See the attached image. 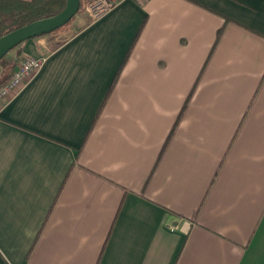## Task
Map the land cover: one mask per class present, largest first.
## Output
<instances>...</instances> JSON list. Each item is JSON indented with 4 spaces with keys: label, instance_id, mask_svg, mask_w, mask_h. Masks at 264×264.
Wrapping results in <instances>:
<instances>
[{
    "label": "crops",
    "instance_id": "0c3cea01",
    "mask_svg": "<svg viewBox=\"0 0 264 264\" xmlns=\"http://www.w3.org/2000/svg\"><path fill=\"white\" fill-rule=\"evenodd\" d=\"M84 20L7 55L0 264H264V0Z\"/></svg>",
    "mask_w": 264,
    "mask_h": 264
},
{
    "label": "trees",
    "instance_id": "16d2710c",
    "mask_svg": "<svg viewBox=\"0 0 264 264\" xmlns=\"http://www.w3.org/2000/svg\"><path fill=\"white\" fill-rule=\"evenodd\" d=\"M88 1L80 0V8ZM65 3L66 0H0V37L34 21L58 14L65 7ZM63 42H54L52 49H56ZM19 54L20 52L17 56ZM7 55L8 53L0 60V84L12 74L18 61L17 56L15 57L16 60L13 61L9 60Z\"/></svg>",
    "mask_w": 264,
    "mask_h": 264
},
{
    "label": "water",
    "instance_id": "95a60500",
    "mask_svg": "<svg viewBox=\"0 0 264 264\" xmlns=\"http://www.w3.org/2000/svg\"><path fill=\"white\" fill-rule=\"evenodd\" d=\"M80 0H66L58 14L34 21L0 37V60L11 50L32 38L47 35L64 27L78 13Z\"/></svg>",
    "mask_w": 264,
    "mask_h": 264
},
{
    "label": "built area",
    "instance_id": "2783aa9c",
    "mask_svg": "<svg viewBox=\"0 0 264 264\" xmlns=\"http://www.w3.org/2000/svg\"><path fill=\"white\" fill-rule=\"evenodd\" d=\"M123 0H91L86 5V13L90 20L96 21ZM43 58H27L20 61L10 77L0 84V106L16 94L25 83L40 69Z\"/></svg>",
    "mask_w": 264,
    "mask_h": 264
},
{
    "label": "rangeland",
    "instance_id": "374dc122",
    "mask_svg": "<svg viewBox=\"0 0 264 264\" xmlns=\"http://www.w3.org/2000/svg\"><path fill=\"white\" fill-rule=\"evenodd\" d=\"M89 1H91V0H89ZM87 3L86 4H83V6L79 9L76 17H74L64 27L60 28V30L58 32H56L55 34H53V36L51 35V37L53 38V41H55V42L64 41L65 38L68 35H70L73 31L77 30L78 28H80L84 24V22H85V20H84V14H87L86 13V5H87ZM7 58L9 59V56Z\"/></svg>",
    "mask_w": 264,
    "mask_h": 264
}]
</instances>
